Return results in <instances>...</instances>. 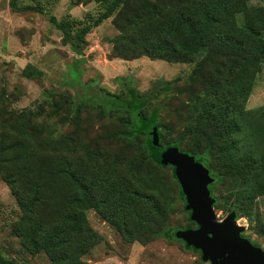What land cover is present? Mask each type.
I'll use <instances>...</instances> for the list:
<instances>
[{"label":"trees","instance_id":"obj_1","mask_svg":"<svg viewBox=\"0 0 264 264\" xmlns=\"http://www.w3.org/2000/svg\"><path fill=\"white\" fill-rule=\"evenodd\" d=\"M17 1L9 0V6L43 12L39 3ZM89 1L101 6L95 15L48 16L74 53L81 55L85 34L112 17L115 56L194 60L192 85L180 102L184 108L171 103L182 93L176 95L178 84L171 85L176 80L157 79L145 94L122 90L110 98L108 112L98 105L114 119L113 129L90 140L81 125L86 106L81 101L69 99L56 118L63 123L68 118L73 124L68 130L54 134L36 119L44 107H50V117L59 113L58 99L48 90L35 109L0 117V176L20 211L12 236L30 256L45 255L47 264H86L81 257L96 243L86 211L94 209L127 242L164 236L199 252L175 237L176 230L195 223L174 167L162 162L161 153L176 146L206 166L213 176V207L234 210L236 219L248 216L255 199L264 196V105L246 108L264 66V6L252 0H68V5ZM23 73L35 74L28 65ZM161 95L169 103L168 108L160 102L165 117L147 107ZM171 118L179 121L178 130L165 123ZM150 129L159 135L157 145ZM225 181L226 191L214 196L215 186ZM176 204L188 221L182 227L167 224ZM0 264L20 262L2 251Z\"/></svg>","mask_w":264,"mask_h":264},{"label":"rangeland","instance_id":"obj_2","mask_svg":"<svg viewBox=\"0 0 264 264\" xmlns=\"http://www.w3.org/2000/svg\"><path fill=\"white\" fill-rule=\"evenodd\" d=\"M17 2L39 3L43 6V12H20L9 6V0H0V117L23 109H35L42 100V93L48 90L58 99L59 113L50 117V107H44L43 114L36 119L48 124L54 134L68 130L73 126L68 118L63 116L67 123L57 119L62 117L63 107L69 99L81 101L86 104L80 113L81 125L86 128L85 138L90 140L113 129L114 119L101 114L98 105L103 104L108 112L109 107L114 105L111 99L122 90L130 94L132 90L145 94L151 91L157 79L176 80L171 85L175 87L178 84L176 95L180 91L182 93L171 103L178 108L182 106L180 102L186 100L185 89L192 85L188 76L194 67V60L171 63L143 55L128 60L115 56L109 42L118 33L112 24V17L104 19L85 34L81 55L74 53L69 43L61 41V32L51 24L48 16L83 19L99 11L101 6L98 3L89 1L70 7L68 0ZM252 2L264 6V0ZM27 65L35 72L32 78L23 73ZM163 98L161 95L153 99L147 106L148 112L156 115L158 112L160 117H165L166 112H163L160 102L167 107L169 103L164 102ZM261 105H264V66L255 79L246 108ZM178 122L175 118L165 119V123L173 125L174 130H178ZM153 130L150 129L148 133ZM149 138L152 143L150 133ZM223 183L215 186L214 196L226 191L228 182ZM223 202L227 206L224 199ZM213 208L219 220L230 212ZM19 213L10 189L0 176V252H6L20 264H47L45 255L30 256L21 248L20 241L12 236L11 225ZM86 219L96 236L95 245L81 257L86 264H210L201 259L200 251L195 252L182 242L164 236L145 242H127L94 209L86 211ZM167 222L169 226L180 227L188 223L179 204L171 211ZM236 222L243 227V237L264 249V196L255 199L251 213L248 216L239 215ZM195 227L193 225L191 228Z\"/></svg>","mask_w":264,"mask_h":264},{"label":"water","instance_id":"obj_3","mask_svg":"<svg viewBox=\"0 0 264 264\" xmlns=\"http://www.w3.org/2000/svg\"><path fill=\"white\" fill-rule=\"evenodd\" d=\"M149 133L152 143L157 145V131ZM161 155L163 163L174 167L185 209L190 211V219L196 225L176 230L175 237L199 250L201 259L210 264H264V249L241 235L243 227L237 224L233 210L222 219L217 218L209 169L176 146L165 148Z\"/></svg>","mask_w":264,"mask_h":264}]
</instances>
